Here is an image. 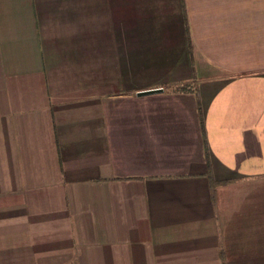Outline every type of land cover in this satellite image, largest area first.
Here are the masks:
<instances>
[{"label":"crops","instance_id":"1","mask_svg":"<svg viewBox=\"0 0 264 264\" xmlns=\"http://www.w3.org/2000/svg\"><path fill=\"white\" fill-rule=\"evenodd\" d=\"M0 264H264V0H0Z\"/></svg>","mask_w":264,"mask_h":264},{"label":"water","instance_id":"2","mask_svg":"<svg viewBox=\"0 0 264 264\" xmlns=\"http://www.w3.org/2000/svg\"><path fill=\"white\" fill-rule=\"evenodd\" d=\"M154 91H159V89H157V90H144V91H141V92H139L138 94L139 95H141V94H148V93H152V92H154Z\"/></svg>","mask_w":264,"mask_h":264}]
</instances>
